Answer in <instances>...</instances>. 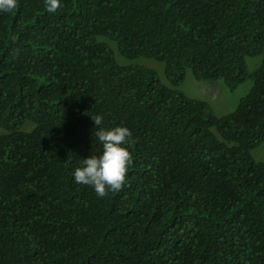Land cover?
I'll use <instances>...</instances> for the list:
<instances>
[{
    "label": "trees",
    "instance_id": "trees-1",
    "mask_svg": "<svg viewBox=\"0 0 264 264\" xmlns=\"http://www.w3.org/2000/svg\"><path fill=\"white\" fill-rule=\"evenodd\" d=\"M47 8L0 13V264H264V0ZM188 70L252 85L216 115L180 89ZM97 115L132 131L104 197L73 180L102 151Z\"/></svg>",
    "mask_w": 264,
    "mask_h": 264
},
{
    "label": "clouds",
    "instance_id": "clouds-1",
    "mask_svg": "<svg viewBox=\"0 0 264 264\" xmlns=\"http://www.w3.org/2000/svg\"><path fill=\"white\" fill-rule=\"evenodd\" d=\"M16 7V0H0V13L10 12ZM61 7V0H48L49 12H56ZM94 123L98 130L95 136L102 145L99 155H89L82 160L80 167L73 172L76 184L91 186L99 197L107 195L108 191H118L122 187L127 167L131 161L128 143L132 131L126 126L112 128L99 127L102 118L97 115Z\"/></svg>",
    "mask_w": 264,
    "mask_h": 264
},
{
    "label": "rangeland",
    "instance_id": "rangeland-1",
    "mask_svg": "<svg viewBox=\"0 0 264 264\" xmlns=\"http://www.w3.org/2000/svg\"><path fill=\"white\" fill-rule=\"evenodd\" d=\"M262 55L256 57H247L246 62L249 69H253L258 63H260ZM142 61L143 63H140ZM121 64V62L118 60ZM132 64H141L149 68L154 69L160 73L162 79L163 76V64L152 59L139 58L131 61ZM252 85L251 81L237 86L233 91H229L221 80L217 81H197L188 70L185 80L180 86V89L194 98L205 100L209 103L216 115H222L233 110L238 104L239 100L249 91ZM255 156L264 157L263 153L258 150Z\"/></svg>",
    "mask_w": 264,
    "mask_h": 264
}]
</instances>
